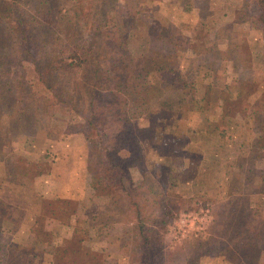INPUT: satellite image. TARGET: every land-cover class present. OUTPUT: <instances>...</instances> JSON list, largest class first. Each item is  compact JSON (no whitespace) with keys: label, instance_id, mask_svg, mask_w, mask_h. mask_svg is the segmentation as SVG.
<instances>
[{"label":"trees","instance_id":"trees-1","mask_svg":"<svg viewBox=\"0 0 264 264\" xmlns=\"http://www.w3.org/2000/svg\"><path fill=\"white\" fill-rule=\"evenodd\" d=\"M119 17L104 0H0V112L10 115L9 125L0 126V140L6 131L16 136L38 125L50 140L81 134L89 195L80 199V205L95 201L104 205L103 213L77 219L82 226H75L67 240L62 241L57 226L38 231L28 254L43 255L48 261L44 264H104L101 250L90 242V231L96 226L122 224L118 249L127 257V264H208L215 256L232 264H264V205L251 201L250 193L256 189L248 188L247 170L240 180V161L230 182L232 194L214 209L216 227L211 235L185 240L172 249L163 235L174 218L177 196H169L150 175L135 185L127 172V166L141 158L135 138L162 121L157 117L161 112L157 105L165 92L176 90L185 96L187 108L178 109L180 114L202 113L205 96H198L197 84L209 76L201 71H211L207 83L211 87L213 81L220 82L218 73L230 60L235 68L247 66L239 40L235 34L224 33L222 51L214 52L221 53L219 69L206 63L185 75L176 69L175 50L182 40L177 27H158L155 34L172 46L171 51L149 50L131 44L144 25ZM223 29L216 28L214 36ZM23 61L33 64L49 96L31 91L23 81ZM27 93L28 102L24 100ZM254 107L261 108L264 127V100L257 99ZM205 114L197 132L211 127ZM138 118L146 121V127L138 126ZM172 125L168 124L167 132L175 138L180 131ZM188 140L183 137L179 144L186 151L192 149ZM255 142L253 152L263 164L258 191L263 193L264 135ZM210 153L217 154V150ZM0 171L3 179L17 186H33L29 170L17 166L12 155L0 152ZM37 174L40 168L33 175ZM58 219L69 221L66 215ZM22 220V210L0 198V255L5 264H16L12 258L17 248L10 234Z\"/></svg>","mask_w":264,"mask_h":264},{"label":"rangeland","instance_id":"rangeland-1","mask_svg":"<svg viewBox=\"0 0 264 264\" xmlns=\"http://www.w3.org/2000/svg\"><path fill=\"white\" fill-rule=\"evenodd\" d=\"M104 3L115 10L121 21L125 18H131L138 21L142 27L144 25V28L132 37V46H144L149 50H163L164 52L171 51L172 46L163 43L155 34L158 27H168L169 25L177 27L182 34V40L175 50L176 69L181 66L184 70L188 63L191 64L194 55L204 54L213 47L215 48L217 44L222 48V44L225 43L222 38L224 33L235 34V38L240 42V52L246 54L245 64L247 66L239 72V77L236 75V78H239L238 81L231 75L226 78L223 71H220L218 75L221 85L226 87L221 91H231L240 87L245 93H248L249 98L248 95L240 94L238 100L227 101L228 103L225 104V98L220 97V101L225 106L222 108L223 113L216 117L213 114V108L216 110V105H213V102L211 103L212 106L209 107L204 101L202 113H197L196 116L180 114V111L173 114L171 110L174 108L178 110L179 103H181V108H187L184 99L178 101L171 97L172 100H170L168 97L163 98L162 96L157 105L161 109L157 117L161 118L162 121H159V125L154 130L149 129L135 138V144L140 150L141 158L134 160L127 166V172L133 184H140L146 175H150L169 196H177L174 218L163 235L167 247L172 249L188 240L185 239L180 244L173 245L166 239L169 227L181 214L199 215L208 209L210 220L204 230L205 236L194 238L203 239L211 235L212 228L215 229L214 227H216L214 209L218 203L227 200L232 194L230 182L235 174L234 166L238 161L243 165V169L239 173L240 180H243L245 170H247L246 173L250 178L248 188L256 189L255 192L250 193L251 201L264 205V192L258 191L263 164L258 161L257 152H253L254 146L257 144L256 139L261 138V133L264 135V131H261L264 130V127L261 126V108L258 107L259 110L257 111L254 107L257 99L264 100V92L259 94L263 89L261 86L264 85V0H104ZM219 26L224 29L219 33V36H214V30ZM224 30L226 32H223ZM199 59L201 60V57ZM22 70L24 72L23 81L31 91L49 96L50 93L39 82L31 62L23 61ZM202 83L200 82V85ZM200 85L197 84V89H200L202 94L206 87ZM169 91L177 93L176 90ZM237 91H231L233 96H237ZM198 94L200 93L198 92ZM29 95V93L24 95V100L27 102ZM260 95L261 97H258ZM174 103L177 104L174 105ZM204 113L207 115L209 124L213 123L211 127L216 128L219 136L214 137L217 134L215 132V135H209L207 133L196 134L192 131L197 130L196 126ZM136 121L139 123V127H146L147 125L143 118H138ZM9 122L8 111L0 112V126L6 128ZM168 124H175L180 131L175 137L174 144L179 145L183 137L189 139L188 141L192 144V149L187 150L189 156L195 159H199L200 153L210 156V150L213 149L207 148V146L209 145L208 141L212 139L211 142L217 144L214 150H217L218 158L223 162L202 167V162L195 161L192 165L179 162L176 157L178 156L177 152L176 158H170V155L163 153L166 150L161 147L160 138L163 131L165 133L167 130ZM77 136L82 137L81 134H70L60 135L57 139L50 140L47 138L45 130L39 125L34 129L23 130L16 136L11 135L8 131L5 135H1L0 152L8 155V157L12 155L16 165L21 169L27 168L29 170L28 178L32 179L33 185L31 189L17 186L3 179L0 171V198L12 206L18 207L22 210L23 215L20 227L10 234L11 243L17 248L12 258L13 263H48L45 258H42L43 255L28 254L34 238L40 234H37L38 231L47 232L51 227L57 226L60 231V238L64 241L73 235L75 226H82V223H78L77 219H84L83 216L88 214L96 215L104 212V205L96 201L89 204L81 202L80 205V199L84 200L89 195V188L88 192L84 190L85 197H76L73 202L55 199V196L61 197L62 193L65 199L68 198L67 200L71 201L72 196L83 191L81 184L85 185L84 178L76 181L73 174L68 175L62 188L57 189L58 193L54 195L45 189L44 183L48 184V177L40 178L39 176L46 169V166L53 165L56 160L59 162L51 144L54 145L58 141L69 140ZM85 156L86 148L83 157ZM39 168L40 174L33 175ZM76 173L78 172L76 171ZM172 173L176 176L175 181L170 180ZM35 179L40 181H35ZM241 192L246 194L244 191ZM100 211L101 213H99ZM61 215L68 216L69 221L59 220ZM121 229L122 224H112L108 228L96 226L90 231V242L94 249L101 250L100 257L104 264H127V257L121 254L118 249V236ZM2 236L3 238L6 237L5 234ZM0 264H5V257L2 255H0ZM208 264L232 263L225 261L221 256H215L210 259ZM239 264L249 263L242 262Z\"/></svg>","mask_w":264,"mask_h":264},{"label":"crops","instance_id":"crops-1","mask_svg":"<svg viewBox=\"0 0 264 264\" xmlns=\"http://www.w3.org/2000/svg\"><path fill=\"white\" fill-rule=\"evenodd\" d=\"M214 34H215V30H214ZM222 47H223V44H222ZM215 48L213 47L211 50H208L204 54H199L196 56L194 55V57L191 61V64L188 63V66H186V68L184 70L182 69L181 66L178 69L180 70L181 73H183V74L185 73V75L191 74L192 70H194L200 64L214 63V66H213L214 69H219L221 60H220V57L218 56V53H214V52L216 50L222 51V48L219 47L218 44L216 45ZM200 57H201V60L199 59ZM235 67L236 66H235L234 61L228 62L226 65V69L223 72L225 73L226 78L228 75H231V76L235 77V80L238 81V79H239L238 77L240 75L239 72L241 70H244V68H241V67L235 68ZM206 71L209 74H207ZM206 71L205 70L201 71L202 75L205 74L206 76H209L206 78V80L204 82V87H206V88H204L205 92L202 94L205 96L206 106L209 105V107H211L212 102H213V105H216V110L213 108V114L216 117L223 113L222 108H224L225 104L228 103L227 101H233L235 99L238 100L240 97V94L241 95H243V94L248 95V93H245L244 90L240 87H239V89L234 88L231 90V91L238 90L237 94L235 93L237 96H233V92H231V91H226V92L221 91V89L223 90V88H226V87L221 85L220 82L216 83L213 81L212 85L210 87L207 83H210V81H211V77H210L211 71H209V70H206ZM236 75H238L237 78H236ZM261 87L263 89H262V92H260L259 94H263V92H264V85ZM208 88H209V90H208ZM202 94H200L198 96L202 97ZM218 94H220V95H218ZM167 97L170 100H172L171 97H174L178 101L185 98V96L183 94H181L179 92L174 93L171 91H167L164 93L163 98H167ZM220 97L225 98V100H226V102H224L225 104H223L220 101V99H219ZM249 97L250 96L248 95V98ZM258 97H261V95ZM170 102H173V101H170ZM175 104H177V103H174V105ZM178 107H177V109H181V103L178 104ZM175 109L176 108L172 109L171 111L172 112L177 111ZM209 110H208V112H209ZM190 113L193 116H196V114L199 112H190ZM238 116H240V114H238ZM235 119H239V118H235ZM212 124H211V126H212ZM169 127L170 126H167V129ZM213 129H214V127L213 128L210 127L208 130L207 129L203 130L202 133H207L209 135H212V134L215 135L214 131L217 132V130H216V128H215V130H213ZM192 131H194V130H192ZM197 131H198V129L195 130L194 132L196 134L197 133L202 134L201 132H197ZM218 136H219V134H218ZM80 137L81 136H77L76 138L73 137V138H70L69 140L58 141V142L54 143V145L51 144V147H53L55 150L56 159L59 158V162H57V160H56L53 165L48 164L49 166H46V169H44V171L41 172V174L39 175L40 178L48 177V182H47L48 184L46 185V183H44V185L46 186L45 189L49 190V193L57 195V193H58L57 189L62 188V185L64 184L63 182L66 181V179L68 178V175L73 174L76 178V181H80L83 178L85 179V185H84L85 187L81 184V186H82L81 190H83V191L77 192L78 195L72 196L71 201L67 200L68 198L65 199V197H63L64 195L62 193H61V197L55 196V199H62L65 202H73V200L76 199V197H85L84 196V190L87 191L89 188V183H88L89 178H88V174L85 170V157H83L84 152H85V141H84L83 137H81V138ZM214 137H216V135ZM160 138H161V147L163 148V150L164 149L166 150L163 153H167V155H170V158H172V157L176 158L177 157L179 162L180 161H182V163L186 162L185 165H189V164L192 165L193 163H195V161H197L198 163L202 162V165H203L202 167H204V166L206 167L207 165L211 166V164L212 165L221 164L222 160H220V158H218L217 154L215 155L213 153H210V156H209V154H208V156H206V155H203L202 153H200L199 159L196 158L197 160L194 157L192 158V156L188 155V151H186V149H183L184 147L177 145V144H174L175 138H173V136L168 134L167 130L165 131V133L163 131ZM211 141H213V140L211 139L208 141L209 145L207 146V148L214 150L217 147V144H215V143L213 144V142H211ZM185 148H186V146H185ZM177 150H179V152L177 154L178 156L175 157ZM213 150H210V152H212ZM76 171L78 173H76ZM175 177L176 176L173 175V173H172L170 175V180L175 181ZM35 181H40V180L35 179ZM49 198H53V197H49ZM43 199H46V198H43ZM51 201H53V200H51ZM85 210H86V208H85ZM99 213H101V211Z\"/></svg>","mask_w":264,"mask_h":264},{"label":"built area","instance_id":"built-area-1","mask_svg":"<svg viewBox=\"0 0 264 264\" xmlns=\"http://www.w3.org/2000/svg\"><path fill=\"white\" fill-rule=\"evenodd\" d=\"M210 220L209 210L206 209L201 214H181L169 227L166 239L170 244H180L185 239L198 236H205V229Z\"/></svg>","mask_w":264,"mask_h":264}]
</instances>
